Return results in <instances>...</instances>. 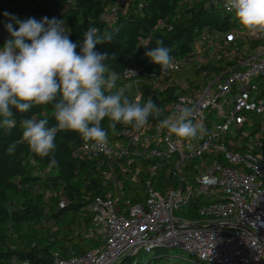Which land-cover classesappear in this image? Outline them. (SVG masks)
<instances>
[{
	"label": "built area",
	"instance_id": "obj_1",
	"mask_svg": "<svg viewBox=\"0 0 264 264\" xmlns=\"http://www.w3.org/2000/svg\"><path fill=\"white\" fill-rule=\"evenodd\" d=\"M101 1H108L102 19L114 27L130 0ZM210 2L229 13L224 0ZM173 62L169 75L185 66L199 72L153 74L146 97L159 100L164 116L181 100L194 106L203 133L182 140L149 118L144 129L125 127L109 138L107 151L76 147L74 155L102 174L103 194L79 212L88 219L83 236L99 245L82 255L56 252L54 264H115L156 248H177L199 264H264V34L239 24L205 30L192 54ZM119 77L145 102L138 68ZM165 92L170 98L162 101Z\"/></svg>",
	"mask_w": 264,
	"mask_h": 264
},
{
	"label": "trees",
	"instance_id": "obj_2",
	"mask_svg": "<svg viewBox=\"0 0 264 264\" xmlns=\"http://www.w3.org/2000/svg\"><path fill=\"white\" fill-rule=\"evenodd\" d=\"M107 4L108 1L101 0H0V46L9 36L5 25L13 23L16 27L5 12L22 21L30 17L41 20L45 16L63 19L71 29L73 42L82 41L83 32L90 26L115 31L113 44L97 45L95 50L115 53V60L109 63L117 73L127 67L140 70L144 81L139 88L143 89L146 102L145 90H149L146 79L153 74L178 79L199 72L188 66L179 73L162 72L159 65L145 56L147 48L155 47L161 39L172 50L173 58H185L192 54L195 41L203 31H227L238 24L232 22L233 14L210 0H130L126 11L110 28L101 17ZM145 39L148 43L143 42ZM117 87L133 99L134 92L120 79ZM162 97V101L170 98L167 92ZM152 100L159 105L156 97ZM13 112L17 126L11 134L0 128V264H54L56 252L68 255L73 250L82 255L97 247V241L83 236L82 227L88 225V219L79 212L92 197L102 195L104 188L102 174L93 162L74 155L76 147L84 141L76 133L58 132L55 158L59 170L54 168L49 174L40 175L38 169L48 170L50 158H41L30 151L23 141L19 121L22 116H34L48 119L51 126L55 124L53 108L35 106L27 113L15 109ZM102 127L108 131V138L114 139L121 129L131 126L117 124L113 133L105 118ZM12 142L17 147L10 155L7 148ZM61 200L66 202L63 206ZM153 251L157 252L154 259L159 260L167 248L141 250L120 264H151Z\"/></svg>",
	"mask_w": 264,
	"mask_h": 264
},
{
	"label": "clouds",
	"instance_id": "obj_3",
	"mask_svg": "<svg viewBox=\"0 0 264 264\" xmlns=\"http://www.w3.org/2000/svg\"><path fill=\"white\" fill-rule=\"evenodd\" d=\"M224 7L243 31L264 34V0H224ZM4 15L16 27L13 23L5 25L9 36L0 46V128L11 134L17 126L13 109L23 114L35 106L51 105L55 124L49 126L48 119L34 116H22L19 121L30 151L50 158L49 171L59 170L55 141L60 131L78 134L91 153L107 151L108 131L102 127L105 118L113 133L117 124L142 130L149 118L182 140L196 139L203 133V125L193 123L195 107L184 105L183 100L172 114L164 116L151 98L142 103L141 97L130 99L117 87L119 73L109 63L115 60V53L95 50L97 45L113 44L115 31L90 26L83 32L82 41L73 42L63 19L45 16L22 21L7 12ZM171 51L158 39L145 56L167 72L175 66ZM16 147L12 142L7 153L14 154Z\"/></svg>",
	"mask_w": 264,
	"mask_h": 264
},
{
	"label": "rangeland",
	"instance_id": "obj_4",
	"mask_svg": "<svg viewBox=\"0 0 264 264\" xmlns=\"http://www.w3.org/2000/svg\"><path fill=\"white\" fill-rule=\"evenodd\" d=\"M234 18V15H233ZM235 19V18H234ZM38 174L40 175H47L50 173L49 170H43V169H38L37 171ZM157 252L153 251L151 258L153 259L151 262V264L153 263H160V264H199L197 261H193V259H191L189 257V254L186 252H183L177 248H168L166 251V254L162 255L161 258L159 260H155L154 258L156 257ZM124 259L121 258L120 260H118L117 262H115V264H120V262ZM125 264H133L130 262H127Z\"/></svg>",
	"mask_w": 264,
	"mask_h": 264
},
{
	"label": "water",
	"instance_id": "obj_5",
	"mask_svg": "<svg viewBox=\"0 0 264 264\" xmlns=\"http://www.w3.org/2000/svg\"><path fill=\"white\" fill-rule=\"evenodd\" d=\"M131 257H133V255H127V256H125L124 260L129 259Z\"/></svg>",
	"mask_w": 264,
	"mask_h": 264
}]
</instances>
